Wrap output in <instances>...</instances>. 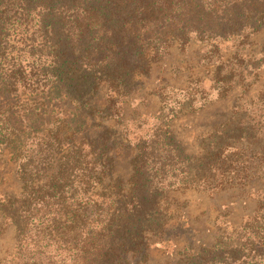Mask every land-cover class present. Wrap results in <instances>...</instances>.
I'll return each mask as SVG.
<instances>
[{"label": "trees", "instance_id": "obj_1", "mask_svg": "<svg viewBox=\"0 0 264 264\" xmlns=\"http://www.w3.org/2000/svg\"><path fill=\"white\" fill-rule=\"evenodd\" d=\"M262 30L264 0H0V161L20 184L0 193V239L15 238L0 264H264V43L221 59L209 91L149 92L163 104L145 136L117 128L171 49ZM227 99L192 150L173 121ZM231 190L254 209L203 240L189 197Z\"/></svg>", "mask_w": 264, "mask_h": 264}, {"label": "rangeland", "instance_id": "obj_2", "mask_svg": "<svg viewBox=\"0 0 264 264\" xmlns=\"http://www.w3.org/2000/svg\"><path fill=\"white\" fill-rule=\"evenodd\" d=\"M263 43L264 30L254 35L251 38V43L245 48L239 46V41H224L218 43L219 52L212 51L211 45L202 42H196L188 46L186 50L171 49V53L157 66L149 78L141 80L143 85L140 87V91L132 97L133 99L131 98V102L126 104L128 106L126 118L117 128L121 131L125 126V131H122L123 135L133 140H137L139 136H145L154 122L152 114H156L163 104L155 95H149V92L166 84L175 87L199 84L200 89L209 91L213 84L211 80L213 71L221 59L230 58L239 51L246 56L257 55L263 47ZM233 61H235L234 58ZM253 84H259L260 87L257 90L264 89V71L261 72L258 82ZM169 89L167 88V90ZM215 97V93L210 96L212 99ZM170 101L172 102V99ZM231 103L232 99L216 101L209 110L197 115L196 118L187 116L173 121V128L192 150H196L199 142L196 137L209 128L208 124L213 118L223 120L224 117H221V114L229 112ZM140 112L144 115H139ZM117 171L127 177L131 172L129 162L121 160L117 164ZM19 190L20 184L15 178V165L10 160V156L6 155L5 161H0V193H16ZM189 201L191 205L190 218L197 220L195 226L201 230V237L205 241L212 239L215 230L219 227V222L226 220L232 225H239L255 207L254 200L242 195L237 196L236 190L224 192L213 198L201 194L193 195L189 197ZM14 245V232L10 228L0 239V255H8ZM166 257L168 258V255L165 252L155 250L152 254V262L160 264Z\"/></svg>", "mask_w": 264, "mask_h": 264}]
</instances>
